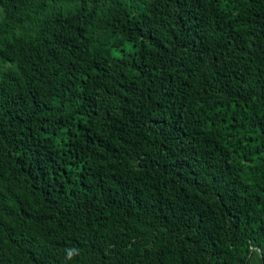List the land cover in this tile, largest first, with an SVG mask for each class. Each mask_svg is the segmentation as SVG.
Wrapping results in <instances>:
<instances>
[{
	"label": "trees",
	"instance_id": "obj_1",
	"mask_svg": "<svg viewBox=\"0 0 264 264\" xmlns=\"http://www.w3.org/2000/svg\"><path fill=\"white\" fill-rule=\"evenodd\" d=\"M0 264H264V0H0Z\"/></svg>",
	"mask_w": 264,
	"mask_h": 264
},
{
	"label": "clouds",
	"instance_id": "obj_2",
	"mask_svg": "<svg viewBox=\"0 0 264 264\" xmlns=\"http://www.w3.org/2000/svg\"><path fill=\"white\" fill-rule=\"evenodd\" d=\"M71 254L69 253V258H70Z\"/></svg>",
	"mask_w": 264,
	"mask_h": 264
}]
</instances>
